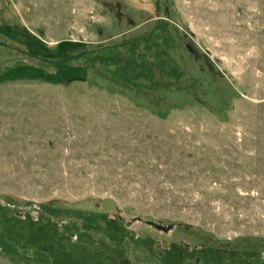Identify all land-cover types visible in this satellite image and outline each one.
<instances>
[{
    "label": "rangeland",
    "instance_id": "obj_1",
    "mask_svg": "<svg viewBox=\"0 0 264 264\" xmlns=\"http://www.w3.org/2000/svg\"><path fill=\"white\" fill-rule=\"evenodd\" d=\"M86 259L264 264V0H0V264Z\"/></svg>",
    "mask_w": 264,
    "mask_h": 264
},
{
    "label": "trees",
    "instance_id": "obj_2",
    "mask_svg": "<svg viewBox=\"0 0 264 264\" xmlns=\"http://www.w3.org/2000/svg\"><path fill=\"white\" fill-rule=\"evenodd\" d=\"M98 222H99V221H98ZM67 249H68V248H67ZM78 250H79V249H78ZM67 251H68V250H67ZM68 253H72L71 250H70V252L68 251ZM84 263H85V264H88V263H87V259L84 260L83 264H84ZM104 264H105V263H104ZM153 264H156V263L154 262ZM157 264H159V263H157Z\"/></svg>",
    "mask_w": 264,
    "mask_h": 264
}]
</instances>
